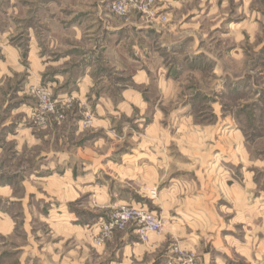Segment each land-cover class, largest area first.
I'll return each mask as SVG.
<instances>
[{"label": "rangeland", "instance_id": "1", "mask_svg": "<svg viewBox=\"0 0 264 264\" xmlns=\"http://www.w3.org/2000/svg\"><path fill=\"white\" fill-rule=\"evenodd\" d=\"M64 2L0 0V264H111L128 235L160 241L158 264L174 245L198 258L185 243L197 235L208 249L216 239L229 264H264V0H245V10L242 0L240 10L216 0L215 12L181 31L198 58L185 61L192 50L183 52L168 85L152 77L149 98L117 110L121 101L57 100L31 80L36 42L45 47L52 31L56 51L73 41L62 36ZM35 85L50 90L51 110L41 109ZM96 102L111 114L94 113ZM138 204L162 218L160 232L142 241L130 221L99 241L101 221ZM173 216L182 232L168 228Z\"/></svg>", "mask_w": 264, "mask_h": 264}, {"label": "crops", "instance_id": "2", "mask_svg": "<svg viewBox=\"0 0 264 264\" xmlns=\"http://www.w3.org/2000/svg\"><path fill=\"white\" fill-rule=\"evenodd\" d=\"M64 1L62 36L69 35L73 41L70 44L65 43L62 50L56 51L61 45L57 43V38H53L57 37L54 31L50 34L48 31L50 40L48 39L45 47L36 42V46L31 47L28 52V60L31 61V80L36 83H46L51 87L53 97L57 100L121 101L113 106L115 110L124 101L149 98V91L145 85L152 81V77L157 78L158 86L168 85L169 75L174 68H180L179 62H182L183 52L189 53L192 50L190 55H186L185 61L198 58L202 51L181 44L183 40L181 31L184 28H193L189 21L215 12L216 4V0H197L196 7L186 10L180 17V22L173 23L170 21L171 13L192 0H157L154 16L146 17L140 13H131L128 20L119 19L107 11L106 3L109 0ZM235 1L239 2L240 10L241 0ZM242 5L245 10V0H242ZM162 14L167 15V21L164 23L160 21ZM231 23L233 22L230 21L228 24ZM239 23L241 21L234 22L235 25ZM1 74L5 73L1 72ZM94 105L93 111L99 116L108 110L99 102ZM107 112L109 113V110ZM82 149L84 150L85 147H77L76 152L81 153ZM72 156L74 155L68 153L64 155L63 163H70ZM83 157L81 155L79 161L88 162ZM60 160L54 162L59 163ZM53 174L49 172L47 176ZM65 174L68 173L64 170L62 176ZM69 175L74 179L79 177L73 169H70ZM16 196L13 190L9 195L10 201ZM110 196L112 199V195ZM138 206L144 205L138 204ZM75 215L78 216L77 212ZM172 218L168 222V228L174 232H182L178 218L176 216ZM70 227L79 230L82 228L79 223L70 224ZM129 237V235L123 237L120 242L122 255L119 260L114 258L111 264H158V261L165 256L157 254L160 241L149 239L145 243H136ZM185 243L196 250L200 264H229L226 253L218 249L216 239L210 241L209 249L206 248L208 241H203L201 235L191 240L187 238ZM213 249L215 252L212 251ZM151 254L153 259L147 260L146 256Z\"/></svg>", "mask_w": 264, "mask_h": 264}, {"label": "built area", "instance_id": "3", "mask_svg": "<svg viewBox=\"0 0 264 264\" xmlns=\"http://www.w3.org/2000/svg\"><path fill=\"white\" fill-rule=\"evenodd\" d=\"M157 0H109L106 8L109 12L119 16H127L129 13L136 12L152 17L156 13ZM161 22H166V16H160ZM32 93L43 100L41 109L51 110L53 105L48 102L51 99V92L44 86H33ZM54 101V100H53ZM132 222L134 231L142 241L148 240L150 234L158 233L162 230L164 221L155 213L149 211L144 206H121L115 209L108 220L101 221L99 224L98 239L101 242L103 237L108 236L113 230L123 228L128 222ZM168 258L165 264H200L197 256L192 252L174 245L168 250Z\"/></svg>", "mask_w": 264, "mask_h": 264}]
</instances>
